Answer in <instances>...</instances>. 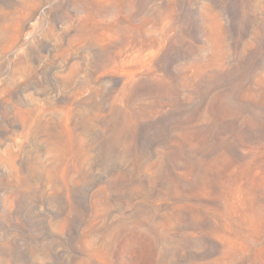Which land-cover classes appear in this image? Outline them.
<instances>
[{"label":"rangeland","instance_id":"374dc122","mask_svg":"<svg viewBox=\"0 0 264 264\" xmlns=\"http://www.w3.org/2000/svg\"><path fill=\"white\" fill-rule=\"evenodd\" d=\"M0 264H264V0H0Z\"/></svg>","mask_w":264,"mask_h":264}]
</instances>
